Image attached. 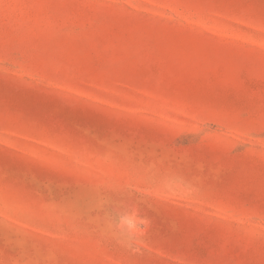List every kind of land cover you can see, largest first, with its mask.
Returning <instances> with one entry per match:
<instances>
[{
    "label": "rangeland",
    "instance_id": "rangeland-1",
    "mask_svg": "<svg viewBox=\"0 0 264 264\" xmlns=\"http://www.w3.org/2000/svg\"><path fill=\"white\" fill-rule=\"evenodd\" d=\"M0 264H264V0H0Z\"/></svg>",
    "mask_w": 264,
    "mask_h": 264
}]
</instances>
